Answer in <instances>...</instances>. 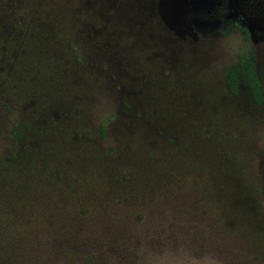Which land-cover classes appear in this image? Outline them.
<instances>
[{"label":"rangeland","instance_id":"374dc122","mask_svg":"<svg viewBox=\"0 0 264 264\" xmlns=\"http://www.w3.org/2000/svg\"><path fill=\"white\" fill-rule=\"evenodd\" d=\"M263 146L264 0H0V264H264Z\"/></svg>","mask_w":264,"mask_h":264},{"label":"trees","instance_id":"16d2710c","mask_svg":"<svg viewBox=\"0 0 264 264\" xmlns=\"http://www.w3.org/2000/svg\"><path fill=\"white\" fill-rule=\"evenodd\" d=\"M224 86L227 93L235 96L238 89H244L253 105L258 106L262 101V92L256 75L255 66L250 56L237 57L223 74ZM264 158V146L262 149Z\"/></svg>","mask_w":264,"mask_h":264},{"label":"flooded vegetation","instance_id":"af4514ba","mask_svg":"<svg viewBox=\"0 0 264 264\" xmlns=\"http://www.w3.org/2000/svg\"><path fill=\"white\" fill-rule=\"evenodd\" d=\"M245 55L250 56V58H251V60H252V62H253V64H254L252 54H251L250 52H248V51H247L245 54H239V55H237V56L235 57V59H234V62H235V60H236L237 57H241V56H245ZM254 66H255V64H254ZM255 71H256V67H255ZM256 75H257V73H256ZM257 78H258V77H257ZM258 81H259V80H258ZM259 85H260V83H259Z\"/></svg>","mask_w":264,"mask_h":264}]
</instances>
